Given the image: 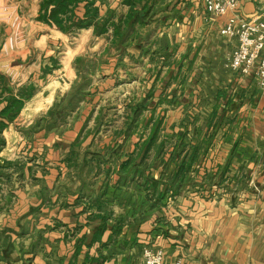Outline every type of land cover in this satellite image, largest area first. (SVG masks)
<instances>
[{
  "label": "crops",
  "instance_id": "0c3cea01",
  "mask_svg": "<svg viewBox=\"0 0 264 264\" xmlns=\"http://www.w3.org/2000/svg\"><path fill=\"white\" fill-rule=\"evenodd\" d=\"M153 1L123 52L92 28L0 52V113L34 89L12 121L0 116V264H144L146 247L164 264H264V89L225 67L237 44L222 34L229 15ZM107 2L103 13L126 15L122 0ZM236 15L264 21V0H241ZM56 45L73 54L43 74ZM159 117L146 176L119 174ZM183 159V185L155 203L145 178L171 180Z\"/></svg>",
  "mask_w": 264,
  "mask_h": 264
},
{
  "label": "trees",
  "instance_id": "16d2710c",
  "mask_svg": "<svg viewBox=\"0 0 264 264\" xmlns=\"http://www.w3.org/2000/svg\"><path fill=\"white\" fill-rule=\"evenodd\" d=\"M153 4V0H122L121 5L128 7V11L126 15L116 17L115 12L110 9L103 13L104 7L108 5L107 0H40L36 21L55 28L63 34H75L79 30L92 28L96 36H105L111 30V46L118 52H123L135 39L140 38L139 31L141 28L152 22ZM138 6L141 8L139 9ZM138 47L143 48L141 44ZM49 59L53 63V68L55 63L52 58ZM52 68L46 67L43 74H48ZM33 92L34 89L28 87L23 89L20 94L10 96L7 100V106L1 111L0 116L12 121L19 114L24 103L31 98ZM162 123L163 118L159 117L155 121L148 138L140 145L138 154L141 156L140 161L137 163L130 156L121 164L119 174L127 175L133 172L137 173L138 176H146L145 173L150 167L147 166L145 160L158 137ZM163 148L164 146L161 144L157 156L165 153ZM179 156L180 153L178 152L170 153L171 160L179 158ZM191 156L193 158L194 154ZM190 165V162L181 160L171 180L163 178L156 181L145 178V190L149 191L152 188L154 193L157 192L155 203L162 201L169 193H171V197L177 194V192L173 193V190L183 185L185 177L191 169ZM159 187H161L160 191H158ZM103 229L104 227L97 232V237L102 235Z\"/></svg>",
  "mask_w": 264,
  "mask_h": 264
},
{
  "label": "built area",
  "instance_id": "2783aa9c",
  "mask_svg": "<svg viewBox=\"0 0 264 264\" xmlns=\"http://www.w3.org/2000/svg\"><path fill=\"white\" fill-rule=\"evenodd\" d=\"M204 10L212 17L229 15L222 34L235 39L234 51L225 61V67L239 75L254 73L257 86L264 89V21L249 22L239 18L236 10L241 0H201ZM144 264H164L161 250L143 249ZM175 264H183L178 260Z\"/></svg>",
  "mask_w": 264,
  "mask_h": 264
},
{
  "label": "rangeland",
  "instance_id": "374dc122",
  "mask_svg": "<svg viewBox=\"0 0 264 264\" xmlns=\"http://www.w3.org/2000/svg\"><path fill=\"white\" fill-rule=\"evenodd\" d=\"M39 3L40 0H0V52L4 48L5 50L3 53L6 52L9 55H11V53H20L23 55V52L26 51L29 45L33 46V44L39 40L40 36H53L54 29L36 21ZM69 38L67 44H74L76 42L74 39H78L77 36ZM52 49L54 51L52 56L55 64L51 72L52 75L55 76V70L58 69L57 61L63 57L69 59L73 52L69 51V53L64 55L62 54L63 49L58 45L52 46L51 50ZM33 50L36 53L34 54L32 51L30 55L27 56L26 60L28 61L25 63L29 61V63H31L38 58V51H35V49ZM91 54L92 53L87 50V55ZM16 57L20 58V55ZM19 60L17 59V63ZM49 64L51 66L53 65L52 62H49Z\"/></svg>",
  "mask_w": 264,
  "mask_h": 264
}]
</instances>
